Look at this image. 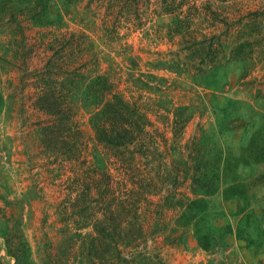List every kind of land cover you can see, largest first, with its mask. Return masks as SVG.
I'll use <instances>...</instances> for the list:
<instances>
[{
	"label": "rangeland",
	"instance_id": "obj_1",
	"mask_svg": "<svg viewBox=\"0 0 264 264\" xmlns=\"http://www.w3.org/2000/svg\"><path fill=\"white\" fill-rule=\"evenodd\" d=\"M263 6L264 0H0V264H89L61 244L55 207L73 172L40 145L48 115L33 105L39 72L47 85L67 91L88 165L109 168L92 124L99 102L110 97L90 88L103 77L167 133L164 115L155 114L185 106L192 117L173 144L177 150L196 133L202 145L240 154L264 127V39L255 45L260 54L234 57L230 44L201 71L185 68L176 53L187 32H220L209 8L237 18ZM168 7L175 11L166 13ZM234 174L248 186L226 194L214 189L209 215L194 210L178 242L159 239V264H264V178L254 180L264 174V161ZM148 194L157 200L162 193Z\"/></svg>",
	"mask_w": 264,
	"mask_h": 264
},
{
	"label": "trees",
	"instance_id": "obj_2",
	"mask_svg": "<svg viewBox=\"0 0 264 264\" xmlns=\"http://www.w3.org/2000/svg\"><path fill=\"white\" fill-rule=\"evenodd\" d=\"M209 10L222 29L209 35L187 32L183 36L176 54H183L185 68H207L230 44L229 54L234 57L260 54L255 45L264 39L262 34L258 37L264 28V6L237 18ZM164 11L172 13L175 8ZM43 72L38 74L40 84L33 102L48 115L40 124V145L49 158L68 165L73 172L65 186L67 195L55 207L61 244L69 256L81 252L89 264H159V239L167 244L178 242L182 235L178 230L189 226L194 210L209 215L213 204L207 196L214 189L222 186L224 194L245 189L249 183L241 182L236 170L240 165L264 161V127L252 134L240 154L228 147L202 145L196 133L183 150H177L173 144L192 117L185 106L174 105L164 109L165 114H155L156 118L164 115L167 133L142 104L125 100L103 77L90 88L110 97L99 102L92 124L109 168L88 165L83 156L87 145L75 129L72 108L65 101L67 91L56 84L47 85ZM201 127L198 122L197 131ZM260 178L264 174L254 180ZM149 192L162 194L153 200ZM174 210L173 217L169 212ZM147 241L152 245L148 247ZM202 243L209 246L206 239ZM50 259L57 262L59 258Z\"/></svg>",
	"mask_w": 264,
	"mask_h": 264
}]
</instances>
